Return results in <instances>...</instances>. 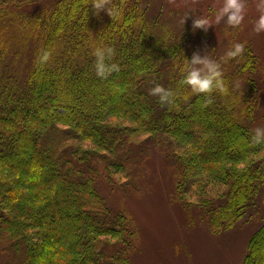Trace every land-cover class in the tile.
I'll use <instances>...</instances> for the list:
<instances>
[{
	"label": "trees",
	"instance_id": "1",
	"mask_svg": "<svg viewBox=\"0 0 264 264\" xmlns=\"http://www.w3.org/2000/svg\"><path fill=\"white\" fill-rule=\"evenodd\" d=\"M35 1L0 0V240L3 260L10 256L5 264H132L138 233L126 215L112 212L96 179L127 173L128 150L148 138L173 142L179 202L190 208L186 197L192 196L211 234L238 223L264 185V144L252 141L258 91L255 84L245 87L246 71L258 64L252 53L245 52L236 74H224L227 92L214 91L208 103L180 84L182 68L197 51L154 30L137 4L126 0L125 12L97 32L92 0H61L26 17L21 9ZM27 18L32 22L23 23ZM15 23L34 25L41 37L42 49L24 80L16 58L2 67V40ZM87 29L98 33L96 41ZM102 46L115 50L111 63L119 69L104 79L95 73L93 55ZM45 52L49 59L41 62ZM57 67L61 75H44ZM60 77L66 89L59 87ZM156 84L173 92L171 104L150 94ZM113 94L119 98L107 105ZM256 236L243 264H264L261 247L251 256Z\"/></svg>",
	"mask_w": 264,
	"mask_h": 264
},
{
	"label": "rangeland",
	"instance_id": "2",
	"mask_svg": "<svg viewBox=\"0 0 264 264\" xmlns=\"http://www.w3.org/2000/svg\"><path fill=\"white\" fill-rule=\"evenodd\" d=\"M60 1L36 0L21 9V12L26 17L35 16L51 10ZM130 1L132 7L137 4L143 11L147 21L154 22V30L169 33L173 43L184 41L183 45L189 51L196 50L201 55L207 53L211 58L219 60L235 43L244 44V54L222 64V71L223 74H236L240 65H245L244 58L248 56L245 52L252 53L254 63L258 64L256 69H246L248 84L245 87H253L255 84L257 88L255 95L258 113L253 124L264 127V33L256 34L253 31V22L259 15L257 0H246L245 19L235 29L223 23H215L214 13L222 6L223 0H138L139 4L137 0ZM119 3L123 4L125 12L126 0ZM200 15L211 21V27L206 32L192 27L193 19ZM108 18L110 16L106 12L95 14L93 24L97 26V32ZM27 20L30 21L27 18L23 23L29 22ZM33 26L25 28L15 23L6 29L2 40L7 51L2 67L12 57L16 58L22 80L30 72L34 59L42 49L41 37ZM87 33L90 35L88 29ZM96 35L98 33H91V39L96 41ZM140 57L144 58V55ZM59 67L47 68L43 74L49 76V72H56L61 75ZM58 82L60 88H67L63 77ZM125 95L121 99L125 100ZM140 116L137 114L136 118ZM142 144L145 145L140 146ZM173 145L167 137L145 139L144 143L134 145L127 152L130 158V164L126 163L128 178L124 172L121 176L111 175L109 180L103 177L96 179V187L112 212L126 215L138 233L139 244L131 254L132 264H243L248 255V245L256 235L259 237L256 236L257 243L253 241L252 251L258 246L264 250V185L261 184L257 199L247 206L238 223L218 235L211 234L197 201L190 195L186 197V204L190 208H185L179 202L176 183L179 174L176 163L178 151ZM10 158L17 160L15 155H10ZM1 247L0 240V264H5L10 256L3 260L5 255ZM251 256L248 261L252 259Z\"/></svg>",
	"mask_w": 264,
	"mask_h": 264
},
{
	"label": "clouds",
	"instance_id": "3",
	"mask_svg": "<svg viewBox=\"0 0 264 264\" xmlns=\"http://www.w3.org/2000/svg\"><path fill=\"white\" fill-rule=\"evenodd\" d=\"M91 6L96 15L106 12L112 20L118 18L123 13V4L115 3L113 0H92ZM246 8V0H223L222 6L214 13L215 23L217 25L223 23L227 27L235 29L243 23ZM256 9L259 15L253 22V31L256 34H261L264 33V0H257ZM192 27L194 30H204L206 32L211 27V21L200 15L193 19ZM244 51V44L235 43L219 60L211 58L207 53L204 55H201L199 52L194 53L190 60L187 59V63L181 70L183 79L180 81V84L190 89L193 94H203L206 101L211 103L208 97L214 91L227 92L222 64L238 59L244 54ZM49 55V53L45 52L40 58L41 62H46L49 59ZM93 55L95 57L94 68L97 77L104 79L111 73L119 70L118 65L111 63L115 55V50L112 47H96ZM150 94L158 97L162 105L173 102V92L159 84L150 89ZM252 141L255 144H264V128L257 127L254 129Z\"/></svg>",
	"mask_w": 264,
	"mask_h": 264
},
{
	"label": "bare ground",
	"instance_id": "4",
	"mask_svg": "<svg viewBox=\"0 0 264 264\" xmlns=\"http://www.w3.org/2000/svg\"><path fill=\"white\" fill-rule=\"evenodd\" d=\"M126 76H127V75H125V77H126ZM118 98H119V97H118L117 94H113L112 97L109 98V99L106 101V104L108 105V104H110V103L116 102Z\"/></svg>",
	"mask_w": 264,
	"mask_h": 264
}]
</instances>
